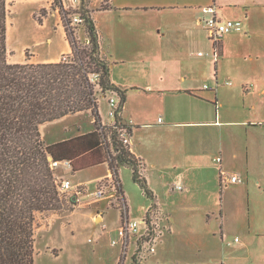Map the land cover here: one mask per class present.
<instances>
[{
	"label": "crops",
	"instance_id": "0c3cea01",
	"mask_svg": "<svg viewBox=\"0 0 264 264\" xmlns=\"http://www.w3.org/2000/svg\"><path fill=\"white\" fill-rule=\"evenodd\" d=\"M20 1L34 4L31 12L51 5V0ZM103 3L109 6L94 8L92 16L102 54L111 63V82L125 90L122 117L131 128L130 150L141 161L140 173L153 198L147 197L132 180L130 167L119 166L117 178L125 213L102 198L93 202L91 220L99 224L109 215L108 211L118 209L115 223L118 225L103 222L101 229V233L106 227L109 233L115 232L130 216L141 222L148 207L155 204L166 224L163 222L164 231L155 251L139 264H228L225 246L231 245L228 239L236 235L234 229L242 237L232 239L240 243V248L257 241L264 246V0H104ZM209 5L215 6L221 19L239 21L238 28L223 36L216 61L211 57L212 43L202 22V9ZM46 13L40 12V22L38 18L34 22L41 31L36 45L48 50L42 55L34 50L30 62H57L71 51L59 10ZM48 19H52L51 29L44 33ZM7 32L6 25L8 38ZM57 32L63 43L58 51H53L49 47ZM28 46L22 44L21 49ZM100 99L98 113L101 122L106 123L108 117L101 113ZM69 116L40 126L45 143L93 130L91 121L84 125L74 123V133L63 135L51 129V136L46 139L43 130L66 122ZM62 128L63 133L72 131L67 125ZM216 156L220 162L215 161ZM99 166L106 168L104 173L75 180L80 171ZM127 169L139 190L137 193L132 188L134 195L128 193L123 182ZM63 170L64 175L60 176L88 186L111 174L107 162L77 171ZM221 172L237 174L240 182L222 183ZM70 199L76 201L73 196ZM78 208L47 214L48 222L38 236L51 234L57 219L63 221L59 231H66L73 225L71 217ZM180 215L183 226L178 235L176 219ZM139 226L140 234L144 227ZM100 237L97 234L96 238ZM128 239L125 249L120 243L117 264L122 256L125 262L129 247L130 251L134 249L135 236ZM205 243V248L200 246ZM189 244L194 248H189ZM260 254L258 263L264 264V253Z\"/></svg>",
	"mask_w": 264,
	"mask_h": 264
},
{
	"label": "trees",
	"instance_id": "16d2710c",
	"mask_svg": "<svg viewBox=\"0 0 264 264\" xmlns=\"http://www.w3.org/2000/svg\"><path fill=\"white\" fill-rule=\"evenodd\" d=\"M13 1L0 0V264H34L35 214H62L73 211L76 204L58 190L52 160L68 159L72 171L107 162L116 180L118 167L127 166L143 193L149 198L153 193L140 173L141 161L120 139L122 127L131 134L122 117L125 90L111 82V63L102 54L94 8L87 7L89 0H80L78 11L86 34L83 43L74 33L75 26H70L61 0H53L58 3L71 51L59 61L47 63L30 62L28 56L24 62L7 60V14ZM108 6L103 3L100 8ZM41 12L44 15L45 9ZM98 93L102 97L109 93L108 99L117 96L113 122H101ZM84 112H88L93 130L45 143L42 124ZM118 189L121 195L120 183ZM152 210H156L155 204L146 211L147 224ZM130 264L139 262L133 256Z\"/></svg>",
	"mask_w": 264,
	"mask_h": 264
},
{
	"label": "rangeland",
	"instance_id": "374dc122",
	"mask_svg": "<svg viewBox=\"0 0 264 264\" xmlns=\"http://www.w3.org/2000/svg\"><path fill=\"white\" fill-rule=\"evenodd\" d=\"M61 0L62 7L65 12H68L67 18L71 19L75 16H78V11L80 10V0ZM104 0H89L87 7L89 9L92 8H100L103 4ZM58 4V3H57ZM53 3L51 0V5L46 11L52 12L54 9H58V5ZM99 6V7H98ZM35 7L34 4H26L23 1L15 0L8 6V14H7V28H8V38L6 35V44H7V60L9 62H20L24 61L25 57L29 58L34 55V50L38 51L40 55L45 54L48 48H44L42 45H36V38L39 35L40 30L35 26L34 19L40 17L41 8L35 9L33 12L31 10ZM31 13V15H30ZM41 14H43L41 12ZM47 14V13H46ZM47 15H45L46 17ZM43 17V18H45ZM52 19H48L46 24V28H44L43 32L46 33L51 29ZM70 26L74 27V33L76 37L82 41H84L86 34L84 32V26L80 23L71 24ZM63 40L59 32L53 35L52 48L53 51H58L61 47ZM80 45H83V44ZM22 44H28V47H22ZM21 49V50H20ZM32 58V57H31ZM109 93H107L106 97H102L100 93H98V97L101 100L100 109L103 116L107 117V112L109 109V104L107 102ZM131 105V103H130ZM129 105V107H130ZM131 108V107H130ZM90 121L88 112L79 113L76 116H69L66 118V122L60 123L54 126H48L43 130L44 135H46V139H49L51 136V129L55 131L62 132L63 135H70L74 133L75 127L73 124L79 123L80 125H84ZM108 123V122H106ZM67 125L70 127L72 131H67L63 133V126ZM106 168L104 166L95 167L92 169H88L86 171H80L75 176L76 179H88L92 176H95L97 173H104ZM55 173L57 176L64 175V170L61 168L55 169ZM130 172L129 169L124 170L123 172V182L126 190L131 195V189L134 188L137 193H139L138 188L133 184L132 180L129 178ZM72 180L74 177L71 176ZM92 190L95 189V184L89 186ZM136 193V192H135ZM134 195V194H132ZM135 197L136 194H135ZM134 197V198H135ZM138 198V197H137ZM162 198V195H161ZM92 205L91 207H88ZM87 205L84 201L76 202L75 208L79 207L78 210L71 217V221L73 225L69 228H66V231H59V225L62 219L55 220L54 228L51 234L40 235L38 233L41 228H44L47 224V215L44 213H36L35 214V222H34V264H117L116 255L120 249V237L118 231L108 232L110 229L106 227L105 232L101 233L102 223L106 222L111 225H118L117 217L119 210L113 208L108 211L109 215L105 216L103 221L99 224L93 223L91 220V212H93V207L95 206L93 203ZM91 209V210H90ZM65 211L63 213H66ZM181 215L176 219V229L179 235L181 225ZM137 220L135 216H130L129 221ZM99 221V220H97ZM75 224V226H74ZM164 224L166 221L164 220ZM142 229V226H139ZM219 228V227H218ZM164 231V229H162ZM162 231V233H163ZM238 229H234V233L236 235L232 236L230 239L231 245H226L225 251L228 253V264H259L258 256H261V252L264 253V246L259 241L255 243H251L247 248H240V243L233 241L232 239L237 236L238 238H242L238 233ZM97 234H101L100 238H96ZM117 240L118 243L112 244V240ZM238 240V239H237ZM242 240V239H241ZM46 245H48L46 247ZM194 245L189 244V248H194ZM201 247L205 248L206 243L204 245L200 244ZM136 246L132 251H130V247L128 248V257L125 258V262L122 261L124 257L120 260L119 264H130L132 257L137 258L136 254Z\"/></svg>",
	"mask_w": 264,
	"mask_h": 264
},
{
	"label": "built area",
	"instance_id": "2783aa9c",
	"mask_svg": "<svg viewBox=\"0 0 264 264\" xmlns=\"http://www.w3.org/2000/svg\"><path fill=\"white\" fill-rule=\"evenodd\" d=\"M204 17L202 18L204 30L207 33L209 40L212 43L211 57L216 61L220 55V42L223 36L234 28L239 27V21H234L231 19H221L216 14V9L214 5H209L203 9ZM80 18L75 16L71 20V24L79 23ZM202 55L201 52L198 53ZM226 84H230L226 81ZM204 85V88H207ZM109 109L107 112V117L109 122H113L116 109L118 108V98L115 94L111 95L108 99ZM120 139L123 143L128 144L130 142V134L127 128H120L118 130ZM220 157L216 156L215 161L220 162ZM53 169L59 167L63 169H70V161L68 159L64 160H52L50 163ZM222 183L236 184L240 182V177L237 174H229L226 172H221ZM57 185L60 193L64 194L68 199L73 196L76 202L84 201L85 204H90L96 202L102 198H107L109 204L112 206H117L123 209L121 195L118 189V180L114 177L113 173L109 174L107 177L99 179L95 184V189L92 190L85 183L74 184L70 179L63 176H57ZM166 218L160 214L158 210H152L149 216V223L145 222V219L141 222L138 221H128L125 220L118 230L120 237V242L124 249L128 244V238L135 236L134 247L136 246L137 261L139 263L143 262L147 257L155 251L156 243L159 236L162 234V229H164L163 222ZM138 225L144 227L143 233H138ZM137 240L139 241L137 243ZM118 243L117 240H112V244Z\"/></svg>",
	"mask_w": 264,
	"mask_h": 264
},
{
	"label": "water",
	"instance_id": "95a60500",
	"mask_svg": "<svg viewBox=\"0 0 264 264\" xmlns=\"http://www.w3.org/2000/svg\"><path fill=\"white\" fill-rule=\"evenodd\" d=\"M97 220H99V219L97 218Z\"/></svg>",
	"mask_w": 264,
	"mask_h": 264
}]
</instances>
